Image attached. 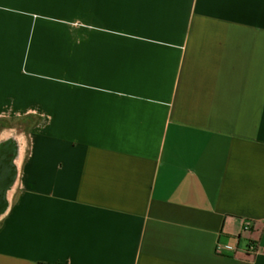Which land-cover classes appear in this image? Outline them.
I'll list each match as a JSON object with an SVG mask.
<instances>
[{
  "label": "crops",
  "instance_id": "obj_1",
  "mask_svg": "<svg viewBox=\"0 0 264 264\" xmlns=\"http://www.w3.org/2000/svg\"><path fill=\"white\" fill-rule=\"evenodd\" d=\"M8 140L0 264H264V0H0Z\"/></svg>",
  "mask_w": 264,
  "mask_h": 264
},
{
  "label": "water",
  "instance_id": "obj_2",
  "mask_svg": "<svg viewBox=\"0 0 264 264\" xmlns=\"http://www.w3.org/2000/svg\"><path fill=\"white\" fill-rule=\"evenodd\" d=\"M18 153L12 140L0 145V213L7 206V192L16 177V170L12 158Z\"/></svg>",
  "mask_w": 264,
  "mask_h": 264
},
{
  "label": "rangeland",
  "instance_id": "obj_3",
  "mask_svg": "<svg viewBox=\"0 0 264 264\" xmlns=\"http://www.w3.org/2000/svg\"><path fill=\"white\" fill-rule=\"evenodd\" d=\"M3 124H6L5 127L7 128H14L13 131H11V133L13 132V134L15 133L17 136H20L22 138V140L24 141L25 146H26V150L28 153V146L30 144L31 141V126L33 125L30 122H25L24 120H15V119H7L6 122H4Z\"/></svg>",
  "mask_w": 264,
  "mask_h": 264
},
{
  "label": "built area",
  "instance_id": "obj_4",
  "mask_svg": "<svg viewBox=\"0 0 264 264\" xmlns=\"http://www.w3.org/2000/svg\"><path fill=\"white\" fill-rule=\"evenodd\" d=\"M251 225H252V221L249 220V221L246 222V227L247 228H249ZM216 249L218 251L224 252V251H227V250H233V247H231L229 245H226V244H223V243H218ZM250 250L252 252H256L257 251L256 245L252 244L250 246Z\"/></svg>",
  "mask_w": 264,
  "mask_h": 264
}]
</instances>
